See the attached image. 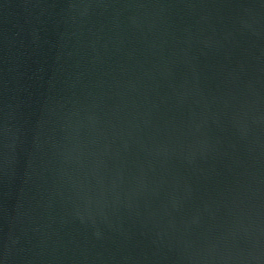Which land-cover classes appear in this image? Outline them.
Wrapping results in <instances>:
<instances>
[{
  "label": "water",
  "instance_id": "obj_1",
  "mask_svg": "<svg viewBox=\"0 0 264 264\" xmlns=\"http://www.w3.org/2000/svg\"><path fill=\"white\" fill-rule=\"evenodd\" d=\"M0 264H264V0H0Z\"/></svg>",
  "mask_w": 264,
  "mask_h": 264
}]
</instances>
